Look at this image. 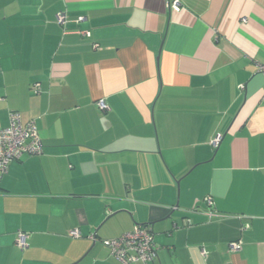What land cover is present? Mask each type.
<instances>
[{
	"label": "crops",
	"instance_id": "1",
	"mask_svg": "<svg viewBox=\"0 0 264 264\" xmlns=\"http://www.w3.org/2000/svg\"><path fill=\"white\" fill-rule=\"evenodd\" d=\"M172 1L0 0V128L43 147L0 173V264H121L136 225L148 264H264V0Z\"/></svg>",
	"mask_w": 264,
	"mask_h": 264
},
{
	"label": "built area",
	"instance_id": "2",
	"mask_svg": "<svg viewBox=\"0 0 264 264\" xmlns=\"http://www.w3.org/2000/svg\"><path fill=\"white\" fill-rule=\"evenodd\" d=\"M173 11H179L181 6L179 0H173L170 3ZM84 17H79L78 21H82ZM57 23L65 26L67 17L64 12L57 15ZM81 34L91 37L90 31H79ZM259 71L264 75V65L258 64ZM40 84L34 85L36 93L40 91ZM244 88V85H241ZM99 108L105 110L107 105L104 101L98 102ZM222 140V135L218 134L211 141L214 147H218ZM43 154V147L40 142L38 128L35 120H30L24 123L22 116L18 111H11L10 123L6 128H0V173L4 174L8 171L11 163L17 160H22L25 157L40 156ZM204 202L210 208L207 212L210 219L213 217H223V214L213 210L214 200L211 196H206ZM191 225V222L185 224ZM178 228L174 225V229ZM29 233L19 230L16 233V245L20 249L28 247ZM70 235L74 238L81 237L79 229L70 231ZM91 238L96 240L93 234ZM104 245L110 249L113 256L121 264H137L142 262L148 264L157 256V247L155 243V234L151 227L136 225L133 230L125 232L122 235L114 238L104 239ZM230 252H239L242 249L240 240L231 241L228 245ZM201 253L206 256L207 251L202 248Z\"/></svg>",
	"mask_w": 264,
	"mask_h": 264
},
{
	"label": "trees",
	"instance_id": "3",
	"mask_svg": "<svg viewBox=\"0 0 264 264\" xmlns=\"http://www.w3.org/2000/svg\"><path fill=\"white\" fill-rule=\"evenodd\" d=\"M19 112V111H18ZM11 113V112H10ZM21 114V113H20ZM22 116V115H21ZM23 120V119H22ZM34 120V119H33ZM36 121V120H35ZM24 122V121H23ZM9 123H10V118H9ZM24 123H27V122H24ZM36 124H37V122H36ZM9 126V125H8ZM7 126V127H8ZM6 128V127H5ZM37 128H38V126H37ZM41 156V155H40ZM31 157H34V156H31ZM35 157H39V156H35ZM26 158V157H25Z\"/></svg>",
	"mask_w": 264,
	"mask_h": 264
}]
</instances>
